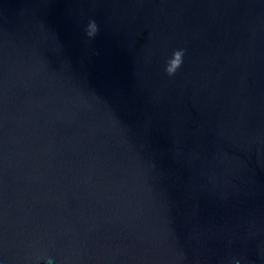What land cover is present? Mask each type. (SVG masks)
<instances>
[{
    "label": "water",
    "instance_id": "water-1",
    "mask_svg": "<svg viewBox=\"0 0 264 264\" xmlns=\"http://www.w3.org/2000/svg\"><path fill=\"white\" fill-rule=\"evenodd\" d=\"M32 257L264 264V0H0V264Z\"/></svg>",
    "mask_w": 264,
    "mask_h": 264
},
{
    "label": "clouds",
    "instance_id": "clouds-1",
    "mask_svg": "<svg viewBox=\"0 0 264 264\" xmlns=\"http://www.w3.org/2000/svg\"><path fill=\"white\" fill-rule=\"evenodd\" d=\"M97 32V24L95 21H90L87 26V34L91 37ZM184 55L183 49L175 50L172 54V57L168 60L166 71L169 75H173L176 70L181 66L182 64V58ZM34 257V256H33ZM32 259V264H40L42 260H35ZM47 264H51V261H47ZM236 264H240L239 261H236Z\"/></svg>",
    "mask_w": 264,
    "mask_h": 264
}]
</instances>
